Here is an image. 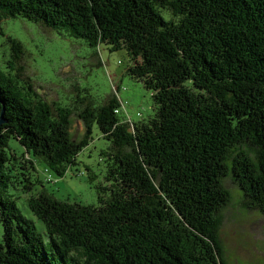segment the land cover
<instances>
[{"label":"trees","instance_id":"1","mask_svg":"<svg viewBox=\"0 0 264 264\" xmlns=\"http://www.w3.org/2000/svg\"><path fill=\"white\" fill-rule=\"evenodd\" d=\"M18 17L91 48L126 49L127 73L152 92L154 114L133 122L118 89L100 107L50 104L22 76L24 47L8 37L0 53V264H231L220 238L232 199L224 179L243 192L245 209L264 216V0H0V23ZM73 116L85 127L80 140ZM95 125L112 144L102 153L100 206L62 202L45 188L31 194L44 187L39 161L63 178ZM13 140L26 153L18 156ZM13 183L29 195L50 249L9 194Z\"/></svg>","mask_w":264,"mask_h":264},{"label":"rangeland","instance_id":"2","mask_svg":"<svg viewBox=\"0 0 264 264\" xmlns=\"http://www.w3.org/2000/svg\"><path fill=\"white\" fill-rule=\"evenodd\" d=\"M4 35L0 33V53L7 54V38L21 42L24 56L17 66H22L24 79L29 78L41 98L50 104L74 108L78 101L91 102L100 107L116 96L126 104V110L133 122L148 120L154 114L152 92L144 83L130 76L131 66L126 49L110 51L101 44L91 48L83 39L71 38L64 31L47 28L28 19L8 18L0 23ZM7 58L3 61L6 62ZM130 123V122H129ZM132 125V123H130ZM72 137L83 138L85 127L77 117H72ZM11 147L18 156L26 153L16 141ZM112 144L106 140L95 125L92 141L77 157V164L68 170L63 178L48 171L45 164L37 165L39 177L44 187L36 186L31 194L45 190L62 202L100 206L98 187H107L108 157ZM47 169V171H46ZM71 171V172H70ZM90 174L97 178L90 181ZM224 185L232 195L231 202L223 210V224L220 238L227 260L231 264H264V216L258 210H248L243 206V192L233 182L225 178ZM8 192L16 200L23 216L32 220L48 249L51 248L45 225L29 209L22 185L9 184ZM110 197V192L105 198ZM42 231V232H41ZM3 243V227L0 224V244Z\"/></svg>","mask_w":264,"mask_h":264},{"label":"water","instance_id":"3","mask_svg":"<svg viewBox=\"0 0 264 264\" xmlns=\"http://www.w3.org/2000/svg\"><path fill=\"white\" fill-rule=\"evenodd\" d=\"M4 113H5V109H3V110H2V113H1L0 126L3 125V123H5V120H4Z\"/></svg>","mask_w":264,"mask_h":264},{"label":"bare ground","instance_id":"4","mask_svg":"<svg viewBox=\"0 0 264 264\" xmlns=\"http://www.w3.org/2000/svg\"><path fill=\"white\" fill-rule=\"evenodd\" d=\"M71 172V171H70ZM33 192V191H32ZM42 193V192H41ZM36 226V225H35ZM42 232V231H41Z\"/></svg>","mask_w":264,"mask_h":264}]
</instances>
